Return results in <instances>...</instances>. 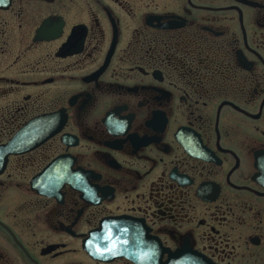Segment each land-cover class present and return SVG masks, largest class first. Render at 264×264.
Returning <instances> with one entry per match:
<instances>
[{
  "label": "flooded vegetation",
  "instance_id": "obj_1",
  "mask_svg": "<svg viewBox=\"0 0 264 264\" xmlns=\"http://www.w3.org/2000/svg\"><path fill=\"white\" fill-rule=\"evenodd\" d=\"M55 113L0 156V264H139L85 247L111 219L122 253L264 264V0H0V148Z\"/></svg>",
  "mask_w": 264,
  "mask_h": 264
},
{
  "label": "water",
  "instance_id": "obj_2",
  "mask_svg": "<svg viewBox=\"0 0 264 264\" xmlns=\"http://www.w3.org/2000/svg\"><path fill=\"white\" fill-rule=\"evenodd\" d=\"M59 117H61L62 122L65 120V117H62L60 113L44 115L32 120L25 127L20 129L7 145L0 148V156L7 158L10 154L26 152L39 146L50 136L61 130L63 124ZM57 119L59 120L58 124L55 123ZM41 128L43 132H41ZM46 129L49 130L45 131ZM5 166L6 160H2L0 171L4 170ZM50 169L51 167L32 180L34 188H38L37 185L41 180L51 177V175L48 174L51 171ZM64 182L65 180L62 181V183ZM116 224H118L117 220L111 219L104 221L101 228L92 234L90 244L87 246L85 245V247L97 256L103 255L104 257H109V255H112L115 257L118 255H126L130 258H137L139 264H215L204 254L193 251L188 247H184L177 251H139L134 252V254H132V252L122 253L118 250L128 248L127 245L131 244V239H126L119 235L114 226ZM102 249L104 251H102ZM122 251L127 250L122 249ZM164 254H168V259L163 263L161 259Z\"/></svg>",
  "mask_w": 264,
  "mask_h": 264
}]
</instances>
